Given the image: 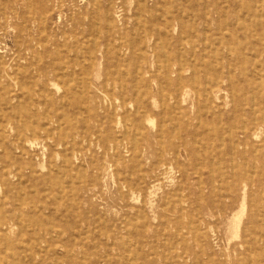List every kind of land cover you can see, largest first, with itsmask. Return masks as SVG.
I'll return each instance as SVG.
<instances>
[{
	"label": "rangeland",
	"instance_id": "obj_1",
	"mask_svg": "<svg viewBox=\"0 0 264 264\" xmlns=\"http://www.w3.org/2000/svg\"><path fill=\"white\" fill-rule=\"evenodd\" d=\"M190 1L0 0V64L33 69L58 62L74 66L77 73L74 81L65 79L58 89L47 86L51 92L47 99L58 104L60 123L35 132L18 125L0 130L4 145L0 157H12L27 168L29 176L20 181L12 176L10 187L0 188V218L10 227L17 217L44 204H77L79 200L80 206L94 205L105 218L100 230L113 249L109 253L113 264H203V260L222 264L241 257L245 248L240 243L253 227L264 229V136L255 138L256 147L241 146L238 154H230L232 145L242 139L239 127L257 114L250 108L253 99L256 107H264V0H194V5ZM216 8L224 14H217ZM247 10L255 14L246 16ZM178 14L185 26L196 31L187 40L206 42V32L207 43L214 39L218 48L202 56L199 44L197 55L187 54V62L197 68V62L220 58L218 74L199 72L194 82H186L188 102L177 112L166 108L154 78L181 33L178 21L168 23ZM218 22L223 26L217 30ZM184 47L191 51L190 45L184 43ZM191 73H185L186 77ZM220 75L224 81L217 95L222 107L216 110L195 87H204L208 79ZM13 104L18 105V99ZM47 107H40L41 116L52 111ZM177 148L181 150L178 161L173 156ZM64 161L70 163L78 181L64 176V184L53 187ZM231 161L238 168L227 176L206 168L230 167ZM192 165H201L202 171L183 177L182 169ZM240 174L252 186L241 183L236 189L233 184ZM40 176L46 178L41 185L36 184ZM138 179L152 186L151 197L146 191L129 190L128 181ZM139 208H143L142 217ZM240 212L237 235L235 215ZM16 233L14 226L6 235L15 239ZM109 248L91 246L90 251L98 260ZM9 252L0 251V264H7ZM259 257L264 260V254Z\"/></svg>",
	"mask_w": 264,
	"mask_h": 264
},
{
	"label": "bare ground",
	"instance_id": "obj_2",
	"mask_svg": "<svg viewBox=\"0 0 264 264\" xmlns=\"http://www.w3.org/2000/svg\"><path fill=\"white\" fill-rule=\"evenodd\" d=\"M190 3L191 5L192 4L194 5V0H191ZM159 8H161V6H159ZM216 13L219 15H223L224 10L220 8H216ZM254 14L255 12L250 11V10H247V13H245L246 16H253ZM173 19H174L173 21L168 22V23L171 24L172 26L176 21H178L179 26L181 27V33L177 37L176 42L174 43V47H171V50L173 52H170L169 55L166 56V59L163 61V63L159 65L158 75L155 76L154 80L156 81V84H157V92L159 96L165 99L166 108L170 110L171 108H174L177 111V110H182V106L188 102L187 97L189 96V91L185 90L186 82H192V80L196 77V75L199 74V72H205L206 74L207 73L212 74V71H213L215 74H218L219 67L216 65V63H217V60H219L220 56H215L212 60H209V63L206 62L205 60L199 63L197 62L196 63L197 68H195V66L192 65L191 61L187 62L188 61L187 54H190V55L192 54L194 56L197 55V53L195 52H196V47H198L199 44L203 47L204 53L202 54V56H204V54H209L213 52L212 49H215L216 51L218 49L216 45L217 43L213 41L214 40L213 39L212 43L208 44L207 42L209 41V36H208V33L206 34V32H204L206 35L205 36L206 42L200 40L198 44V42L196 41L187 40L188 38H191L190 36L195 34L196 31L194 29H191V27L189 26H185L184 24L185 22L183 21V18L179 16V14L176 16H173ZM219 24H217V30L219 29V27L223 26L221 23ZM230 25L231 24H228V23L224 24L226 28L227 27L229 28ZM206 29L207 31L210 30L208 28V24L206 25ZM223 42L225 43V41ZM184 43L185 45H190L191 51L186 50V48L184 47ZM65 64L66 63L59 64L58 62L43 63V64L38 65L36 68L33 67V69H32V66L30 65L20 66L18 64L16 67L11 66L7 68L3 64H0V130L2 132L4 129L6 130L10 125L12 126L18 125L22 130H29V131L35 132L42 127H46L49 125L51 126L52 123H57V122L60 123L62 116L59 114L60 112L58 113V110L56 109V106L58 104L57 102L55 103V100H53V98L52 99L49 98L50 100L47 99L48 95L49 96L51 95V92L47 90L48 88L47 86L49 85H52L54 87L56 86V89H58L57 87H59V83H61L62 81L63 82L67 81L65 79H70L71 81L72 80L74 81L77 78L75 67L71 65H69L68 67ZM68 68H70V70ZM33 70H36V73H34ZM189 71L192 72L191 77H186L185 73H189ZM223 78L224 77L220 75L219 77H217V79L213 81L208 79V82L204 87L202 85H199L200 83L198 84L199 85L198 87L197 86L195 87L197 93H200V96L201 95L205 96L206 99L208 100V103L211 102L212 103L211 105H213L214 107L213 109H216V110H220L222 107L221 98L218 97L217 93L222 90L221 84L224 81ZM32 85L39 86V90L33 89L34 86L32 87ZM164 89L166 93L164 92ZM58 91L60 92V88ZM37 94H39L40 97H37ZM21 97L24 99V102L22 104H21ZM16 99H18V105L13 104V100H16ZM253 102H255L254 99H253ZM253 102H251L250 108L254 111L255 114L260 113V115L257 116L256 114V116L252 120H250L249 123L247 124L242 123V126L239 127L240 128L239 132L241 136L240 138L242 139L237 141L236 145H232L231 150H230L231 155L238 154L240 152L239 150L241 146L243 147L245 146L246 148L247 145H253L254 147H256V145L253 144L255 138L259 137L260 134L264 136V111H263L264 107L263 106L256 107L257 103L255 102L254 104ZM47 105L49 107H47ZM40 107L51 108L52 111L45 112L46 115L41 116ZM53 111L56 114H54ZM220 121H221V118H220ZM198 122H200V120ZM159 125L161 126V124ZM59 127H61V125ZM135 138H136V135H135ZM18 139L21 140L22 138L19 137ZM139 139H141V137H139ZM58 140L63 141L62 139H58ZM160 143H161V140H160ZM261 146L262 148H264V141L262 142ZM0 148H4V145L2 143H0ZM6 149L7 151L9 150L8 147H6ZM255 151H256V148H255ZM117 155H118V152H117ZM173 156H174V159L178 161L181 157V150L178 148L174 149ZM69 164H70L69 162L64 161L61 165V168L63 169H59L58 171H56L55 184L53 185V187L63 185L64 182L61 181V178L64 176L70 178L72 182H75L76 180L78 181V179L74 177V170ZM219 164H220V161H219ZM234 164L235 163L231 161L230 167L227 164V165H220L216 169L212 167L209 168V166H207L206 168L211 173L216 172V173H220L221 175L223 174L227 176V174H229L230 171L235 170V167L238 168V166ZM41 167L44 168L43 165ZM26 169H27L26 167L23 168V167L18 166L16 162L12 160V157L11 159L9 158L8 160H4L3 157H0V188L8 189V187H10L11 185L10 178L12 176L18 177L19 181L20 179L28 178L29 176H27L24 171ZM201 171H202L201 165L199 166L192 165L191 167L189 166L187 168L185 167L184 169H182L183 177H187V178H189V175L191 173L198 174ZM131 175L132 174H130V176ZM237 177H238V180H236L237 182L233 184V186L236 189L240 188L241 183H243L244 187H247L249 184H251L249 186H252L253 182L252 183L248 182L242 174L237 175ZM45 179L46 178L44 176H40L36 178V181H37L36 184L41 185L42 183H45L46 182ZM78 183L79 182H76L75 184H78ZM128 184H129V190L131 191L132 190L146 191L148 193V197H151L154 194V192L151 190L152 186L149 187V185L146 182H144L143 179H138L136 181L130 180L128 181ZM181 190H183V188H180L179 191ZM179 191L178 192L174 191V192L178 194ZM244 195L245 196L242 199L243 200L242 204L244 206V210L246 211L245 202H244L246 193H244ZM78 201H77V204L48 203V204L42 205L41 207H38V206L34 207L31 210L27 211L24 216L17 217V219L13 220L14 224H10L11 227L9 226V222L5 221L1 217L0 218V243H2V247L0 248V251L3 252L5 249L7 250L9 249L11 251L9 252L11 253V256L8 257L9 260L5 259L4 262H7V264H101V263L102 264H113L111 255H109L110 251H112L113 249L110 250L109 248L110 245L108 244L107 240L103 239L104 233L100 230L102 222H105V218L103 217V212L94 205L87 207V208L80 206L78 204ZM252 201H255V198H252ZM142 211H143V208L138 209L139 217H142ZM242 213L243 212H240L238 215H235L237 225L236 224L234 225H236L238 229L234 230V232L235 231L237 232L239 230V224L241 223L240 221L242 218ZM253 219L254 218L252 216L251 220L253 221ZM262 225L264 226V219H263ZM14 226L17 227L16 238L10 239L6 234L9 230L12 232ZM192 228H191V231H192ZM255 228L253 227V229H251L250 235L247 238H243L242 242L240 243L242 248H245L244 251L241 253V257L238 260L232 259L231 261L229 260L227 262H223L222 264H264V260H260V257H259V253L264 254V229L255 230ZM239 234L240 233H238L237 235ZM47 235L49 236L48 239L46 238ZM102 245L109 248V252L106 254V256L101 257L100 259L96 260L95 254H92L93 252L90 251V247L92 246V248H99ZM254 252H258V254H256L257 257H254L255 259H257V261L253 259ZM203 262H204L203 264H209L210 260L208 261L203 260ZM197 264H200L199 261L197 262Z\"/></svg>",
	"mask_w": 264,
	"mask_h": 264
}]
</instances>
